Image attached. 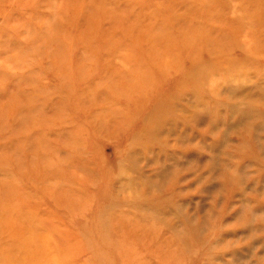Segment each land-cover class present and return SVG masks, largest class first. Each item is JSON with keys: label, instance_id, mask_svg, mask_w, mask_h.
<instances>
[{"label": "rangeland", "instance_id": "374dc122", "mask_svg": "<svg viewBox=\"0 0 264 264\" xmlns=\"http://www.w3.org/2000/svg\"><path fill=\"white\" fill-rule=\"evenodd\" d=\"M0 264H264V0H0Z\"/></svg>", "mask_w": 264, "mask_h": 264}]
</instances>
